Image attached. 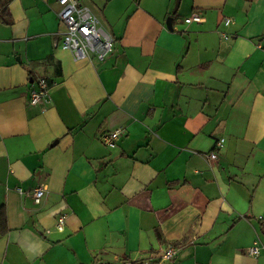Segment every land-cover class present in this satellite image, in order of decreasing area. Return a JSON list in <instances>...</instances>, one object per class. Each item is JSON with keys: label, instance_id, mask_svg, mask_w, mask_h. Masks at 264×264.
Segmentation results:
<instances>
[{"label": "crops", "instance_id": "0c3cea01", "mask_svg": "<svg viewBox=\"0 0 264 264\" xmlns=\"http://www.w3.org/2000/svg\"><path fill=\"white\" fill-rule=\"evenodd\" d=\"M176 1L81 0L115 38L81 60L62 47L58 0L9 4L0 264H264V0ZM39 186V204L18 190Z\"/></svg>", "mask_w": 264, "mask_h": 264}, {"label": "built area", "instance_id": "2783aa9c", "mask_svg": "<svg viewBox=\"0 0 264 264\" xmlns=\"http://www.w3.org/2000/svg\"><path fill=\"white\" fill-rule=\"evenodd\" d=\"M59 10L58 16L65 24L66 31L62 38V47L69 50L75 60L86 58L90 53L103 59L107 54L111 53L115 47L114 36L107 31L100 23L98 17L92 10L81 3V0H58ZM185 23L202 22L204 18L197 12L185 18ZM230 20H225L229 24ZM224 39L229 36L226 33L221 34ZM38 87L32 90L31 104H37L47 94L49 89L48 81L45 77H41L37 81ZM123 133V129L119 128L112 131L104 137V142L108 146H115L116 140ZM225 139L221 138L216 142V149L208 154L210 160L217 158L218 149L224 146ZM19 192L31 196L35 203H40L45 195L46 188L39 186L31 191L25 192L22 188H18ZM66 223V214H60L57 218L56 227L63 230ZM175 247L168 248L164 253L163 259H174L177 255ZM260 252V245L256 242L249 247L248 253L257 255Z\"/></svg>", "mask_w": 264, "mask_h": 264}, {"label": "trees", "instance_id": "16d2710c", "mask_svg": "<svg viewBox=\"0 0 264 264\" xmlns=\"http://www.w3.org/2000/svg\"><path fill=\"white\" fill-rule=\"evenodd\" d=\"M12 0H0V20L2 15L8 11V6ZM264 221V218L262 219ZM8 231L7 217L3 209H0V233L5 234ZM178 246V245H177ZM133 264H142V263H133Z\"/></svg>", "mask_w": 264, "mask_h": 264}, {"label": "water", "instance_id": "95a60500", "mask_svg": "<svg viewBox=\"0 0 264 264\" xmlns=\"http://www.w3.org/2000/svg\"><path fill=\"white\" fill-rule=\"evenodd\" d=\"M180 1H181V0H177V1H176V5H175V8H174V13L177 12V9H178V7H179ZM167 25H168V27H169L170 29H173V26H172V18H169V19L167 20ZM145 264H155V263H145Z\"/></svg>", "mask_w": 264, "mask_h": 264}]
</instances>
